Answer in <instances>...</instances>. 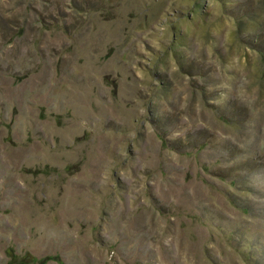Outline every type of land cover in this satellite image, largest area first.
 Masks as SVG:
<instances>
[{"label":"rangeland","instance_id":"1","mask_svg":"<svg viewBox=\"0 0 264 264\" xmlns=\"http://www.w3.org/2000/svg\"><path fill=\"white\" fill-rule=\"evenodd\" d=\"M264 264V0H0V264Z\"/></svg>","mask_w":264,"mask_h":264},{"label":"trees","instance_id":"2","mask_svg":"<svg viewBox=\"0 0 264 264\" xmlns=\"http://www.w3.org/2000/svg\"><path fill=\"white\" fill-rule=\"evenodd\" d=\"M18 264H25L24 259L21 262H19Z\"/></svg>","mask_w":264,"mask_h":264}]
</instances>
